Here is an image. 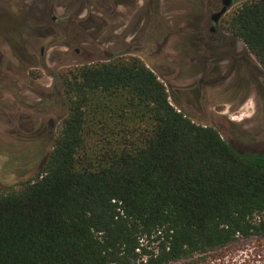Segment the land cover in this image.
<instances>
[{"label": "trees", "instance_id": "trees-1", "mask_svg": "<svg viewBox=\"0 0 264 264\" xmlns=\"http://www.w3.org/2000/svg\"><path fill=\"white\" fill-rule=\"evenodd\" d=\"M220 28L264 74V0H242ZM59 79L67 113L50 153L0 188V264H224L228 248L264 239V152L194 123L137 56ZM254 248L241 264H264Z\"/></svg>", "mask_w": 264, "mask_h": 264}, {"label": "rangeland", "instance_id": "rangeland-1", "mask_svg": "<svg viewBox=\"0 0 264 264\" xmlns=\"http://www.w3.org/2000/svg\"><path fill=\"white\" fill-rule=\"evenodd\" d=\"M116 1L114 13L109 5V13L85 12L76 19L73 0H49L48 10L53 7L62 22L29 21L35 29L49 30L44 39L32 38L34 55L26 62L23 47L11 49L0 34V102L6 108L17 101L21 108L0 109V188L33 178L50 153L56 127L67 113L57 74L105 60L104 50L139 57L172 87L169 101L194 123L214 127L237 150L264 152V74L245 55L243 44L220 28V20L208 33L205 16L217 9L214 1L217 6L221 1ZM21 32L26 28L16 22H0V33L17 38ZM257 246L264 247V239L228 248L224 264L251 259Z\"/></svg>", "mask_w": 264, "mask_h": 264}, {"label": "flooded vegetation", "instance_id": "flooded-vegetation-1", "mask_svg": "<svg viewBox=\"0 0 264 264\" xmlns=\"http://www.w3.org/2000/svg\"><path fill=\"white\" fill-rule=\"evenodd\" d=\"M92 1L93 0H88V3L85 4V0H73V2H75L76 6H77L76 19H80L81 15H83L85 12H92V13H95L98 15H103L105 13H109V5H111L110 8H112L110 13L111 12L114 13L115 7L117 8V4H118L117 3L118 1H116V0H113V1L105 0L101 4L102 10L98 11L95 8V6L93 5ZM220 1L221 2H220L219 6H217L218 2L214 1V3H212V7L213 6H214V8L217 7V9L215 10L214 13H211V14L205 16V22H206V19L208 18L207 19L208 33L214 32V26L217 24V22H214L212 20V16L221 9L222 0H220ZM241 1L242 0H236V1L231 0V6L235 2L240 3ZM48 3H49V0H0V22H2L3 20L7 21L9 24H13L14 22H16V24L18 23L21 27L26 28V32L19 33L17 38H12L8 34L0 33L1 35H3L5 37V39L7 41H10V48L11 49L13 47L16 49H21L23 47V49H21V50L25 56V62L27 61V58L31 59L30 56L34 55V51L32 50V48H33L32 38L35 39V36H36V38H38V39H44L47 36L46 33H48V30H49V29H42L39 27H37L35 29L34 27H32L29 24V21L36 18L39 20L51 19L52 23L55 25H58V24H60V22H62V20L59 19L58 16L54 15L55 10L53 9V7L50 10H48L49 9ZM80 5H81V7H80ZM113 5H114V7H112ZM202 6L203 5H201V7ZM4 7H5V9H3ZM229 10H228V12H229ZM203 17L204 16H202V19H203ZM223 17L220 18V22H221ZM15 18H17V19H15ZM11 26H13V25H11ZM150 28H152V25ZM201 30H203L202 27H201ZM197 40H198V38H197ZM8 47H9V45H8ZM40 50H41V55H43V47H41ZM103 53H104V57H106L107 54H109V55H113V54L123 55L124 54V53H117V52L108 53V51H106V50H104ZM59 78H60V75L57 74L55 79L57 81H59L61 84V81ZM0 96H2V94H0ZM16 102L17 101H15V104H13V106L6 107V108L2 107L4 104H3V102H0V109H21L17 105ZM38 105H39V103L37 104V106ZM35 109H38V108H35ZM51 132L52 131L48 130L47 135L49 136V133L51 134Z\"/></svg>", "mask_w": 264, "mask_h": 264}, {"label": "water", "instance_id": "water-1", "mask_svg": "<svg viewBox=\"0 0 264 264\" xmlns=\"http://www.w3.org/2000/svg\"><path fill=\"white\" fill-rule=\"evenodd\" d=\"M231 7V0H222V7L221 9L215 13L213 16H212V20L214 22H218L220 20L221 17H223L227 12L228 10L230 9ZM230 36V35H229ZM232 38V37H231ZM234 39V38H232ZM234 40H237V39H234ZM239 41V40H238ZM240 42V41H239ZM230 45H234V41L231 42ZM244 47V46H243ZM244 53H245V48H244ZM246 55V54H245ZM248 57V56H247ZM249 58V57H248Z\"/></svg>", "mask_w": 264, "mask_h": 264}]
</instances>
